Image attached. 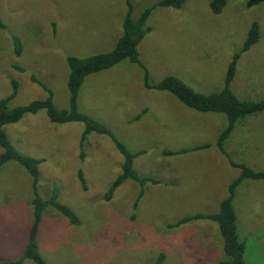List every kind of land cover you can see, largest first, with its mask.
Instances as JSON below:
<instances>
[{
	"label": "rangeland",
	"instance_id": "obj_1",
	"mask_svg": "<svg viewBox=\"0 0 264 264\" xmlns=\"http://www.w3.org/2000/svg\"><path fill=\"white\" fill-rule=\"evenodd\" d=\"M159 1L130 0L133 18ZM211 2L186 0L181 9L152 12L147 22L152 31L139 46L150 82L174 76L198 93L220 92L234 55L242 51L252 25L258 24L259 40L238 60L231 88L240 100H264V3L248 8L247 0H227L222 12L214 14ZM126 12L127 0H0V22L5 26L0 27V99L11 93V80L19 84L11 108L46 99V91L31 81L35 77L52 90L59 110L69 109L67 57L112 50ZM14 37L21 40L19 57ZM143 77V69L122 61L89 76L78 99L79 111L108 127L130 152L145 151L135 159L134 170L158 184L144 187L136 210L141 187L134 181L120 186L111 201L103 200L124 161L108 137L87 136L82 161L81 123H52L42 110L4 127L18 152L43 161L38 168L40 198L48 200L57 189L58 202L81 220V226L73 227L55 210L47 211L43 223L49 218L55 222L40 235L47 264H152L161 253L166 255L164 264H218L225 258L215 223L196 221L171 231L165 226L188 215L216 213L230 183L240 175L216 147L227 117L189 110L168 93L145 89ZM144 108L149 110L143 119L133 121ZM175 113L178 123L169 131L163 121ZM201 145L211 147L162 155ZM225 149L234 162L264 172V113L241 121ZM32 199V178L19 163L7 162L0 170V260L22 255ZM234 207L246 264H264V180L243 182Z\"/></svg>",
	"mask_w": 264,
	"mask_h": 264
},
{
	"label": "trees",
	"instance_id": "obj_2",
	"mask_svg": "<svg viewBox=\"0 0 264 264\" xmlns=\"http://www.w3.org/2000/svg\"><path fill=\"white\" fill-rule=\"evenodd\" d=\"M186 0H161L154 6L145 9L138 19L133 18V6L130 0H127V12L122 22V34L114 46L108 52L95 54L85 58L67 57V64L70 70L68 77V91L70 93L69 109L59 110L54 104V96L52 90L44 83L38 81L35 77L31 81L40 86L47 93V98L44 100H37L24 106H17L11 108L10 104L18 94L19 84L11 80L12 87L11 93L0 99V170L10 161H15L21 165L29 176L32 178L33 199L31 201V223L27 232L25 233V242L22 255L14 261H2L0 264H24L25 261H31L34 264H47L40 252V235H45L52 229L53 222L50 218L43 223L44 215L49 209L55 210L60 218L65 219V224L73 227L81 226V220L78 215L68 206L58 202V190L54 189L51 197L48 200L40 198L38 193V180H39V165L43 162L39 159L29 158L18 152L8 139L4 132V127L7 125L19 123L27 114H37L40 111H45L50 122L55 124H69L81 123L84 126V132L80 141V158L85 160L84 146L87 136L90 134L104 135L108 137L116 146L119 153L124 157L122 163L121 174L112 183L106 192L103 200L109 202L112 200L116 190L127 181H134L140 187V193L133 205L134 210L137 209L139 201L144 194V187L147 184L157 185L158 181L148 178L140 177L134 170L135 159L144 155L145 151L130 152L127 147L115 136V134L105 125L101 124L88 114L79 111L78 99L79 92L85 80L94 74L109 70L118 65L122 61L128 60L132 64L137 65L144 71L143 85L147 90H155L165 92L172 95L184 107L200 113V114H223L227 117L228 125L221 132L216 147L227 157L229 164L232 168L240 170V175L234 179L229 187L228 194L219 205V209L213 214H194L182 217L178 221L165 226V230L171 231L186 226L196 221H209L218 226L219 234L222 239V250L224 259L219 261L218 264H246L245 252L246 245L240 240L238 234V217L234 207L237 189L239 186L248 180L263 181L264 172H258L243 163H237L226 152V143L230 136L233 134L236 126L246 120L250 116H255L264 113V100L261 101H243L240 100L232 91V83L236 76L237 62L241 55L251 49L260 37V29L258 24H254L248 34V38L244 44L242 51L234 55L232 63L229 65L228 72L225 77L224 87L220 92L213 94H201L188 85H186L179 78L174 76H167L157 84L150 82V75L146 67L143 65L140 54L139 46L152 30L147 26V22L156 9L172 8L181 9ZM227 0H212L211 10L214 14H220L225 7ZM264 0H247L248 8L255 7ZM0 27L5 29V26L0 22ZM15 54L17 57L22 54L21 40L14 37ZM19 71H23L20 67H14ZM145 113L147 112L144 111ZM141 118L137 116L133 121ZM211 145H201L178 151L165 150L162 155L165 157L181 156L197 151L209 149ZM79 181L82 189L87 191V185L82 171H79ZM131 220H135V215L131 216ZM45 223L46 225L45 228ZM64 224V225H65ZM166 255L161 253L158 255L156 261L152 264H164Z\"/></svg>",
	"mask_w": 264,
	"mask_h": 264
},
{
	"label": "crops",
	"instance_id": "obj_3",
	"mask_svg": "<svg viewBox=\"0 0 264 264\" xmlns=\"http://www.w3.org/2000/svg\"><path fill=\"white\" fill-rule=\"evenodd\" d=\"M170 96H172V95H170ZM173 97V96H172ZM174 98V97H173ZM175 99V98H174ZM182 105V104H181ZM126 108H129V106H127ZM186 108V107H185ZM188 109V108H187ZM147 110V112L146 113H148V108H144V110H142V112L140 113V114H138L137 113V115H136V117L137 116H142V118H140L139 120H142L143 119V117L146 115V113L144 112V111H146ZM155 110V115H156V113H157V110H156V108L154 109ZM190 110V109H189ZM183 111V110H182ZM182 111L180 110L179 111V113H182ZM184 112V111H183ZM176 116H178V114L177 113H175V114H173L172 116H170V114H169V118L167 119V120H164L163 122H164V124L165 125H167V127H168V130L169 131H174V129H170L169 127H170V125H173L174 123H178V120L176 119ZM135 117V118H136ZM174 126V125H173ZM175 129H176V127H175ZM219 151V150H218ZM219 153L221 154V152L219 151ZM221 155H223V154H221ZM224 156V155H223ZM226 159H227V157L226 156H224ZM228 160V159H227ZM228 163H229V161H228Z\"/></svg>",
	"mask_w": 264,
	"mask_h": 264
}]
</instances>
